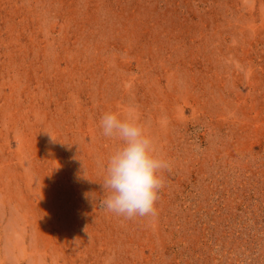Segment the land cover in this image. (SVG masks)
I'll use <instances>...</instances> for the list:
<instances>
[{"label": "rangeland", "instance_id": "1", "mask_svg": "<svg viewBox=\"0 0 264 264\" xmlns=\"http://www.w3.org/2000/svg\"><path fill=\"white\" fill-rule=\"evenodd\" d=\"M108 112L152 215L101 206ZM0 264H264V0H0Z\"/></svg>", "mask_w": 264, "mask_h": 264}, {"label": "clouds", "instance_id": "2", "mask_svg": "<svg viewBox=\"0 0 264 264\" xmlns=\"http://www.w3.org/2000/svg\"><path fill=\"white\" fill-rule=\"evenodd\" d=\"M100 124L103 135L117 136L123 142L108 158L102 185L108 194L101 206L126 218L154 214L163 187L159 173L168 162L156 155L153 140L138 122L108 112Z\"/></svg>", "mask_w": 264, "mask_h": 264}]
</instances>
